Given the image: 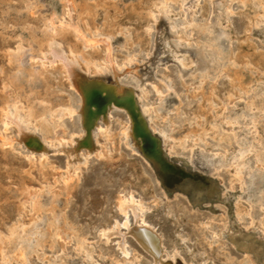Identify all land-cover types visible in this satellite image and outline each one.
<instances>
[{
    "label": "rangeland",
    "instance_id": "obj_1",
    "mask_svg": "<svg viewBox=\"0 0 264 264\" xmlns=\"http://www.w3.org/2000/svg\"><path fill=\"white\" fill-rule=\"evenodd\" d=\"M72 1L87 37L108 36L114 68L103 44L84 47L71 29L51 31L50 18L69 19L63 0H0V133L4 109L17 110L24 133L46 148L31 152L13 124L3 133L16 140L0 141V262L21 264L20 246L28 264H160L129 232L127 256L118 235L100 238L122 218L120 196L132 194L161 236L162 264L173 255L170 264H264V0H167L172 26L158 34L150 14L162 0ZM53 40L81 75L105 66L100 76L139 95L148 133L176 168L131 148L121 133L125 107L110 109L107 132L101 114L83 125L60 64L37 60ZM71 134L99 143L101 155L85 156L77 143L59 149ZM84 251H93L92 263Z\"/></svg>",
    "mask_w": 264,
    "mask_h": 264
},
{
    "label": "bare ground",
    "instance_id": "obj_2",
    "mask_svg": "<svg viewBox=\"0 0 264 264\" xmlns=\"http://www.w3.org/2000/svg\"><path fill=\"white\" fill-rule=\"evenodd\" d=\"M63 2H64V8H65L64 12L68 16L69 19L68 20H64L65 17L63 16V17H61V18H59V19L54 21L55 17L50 18L49 21H48V24H49V27H50L51 31L55 32L57 30V28H60V29L61 28L71 29L70 31H73L75 36H76V38H79L82 41V45L84 47H93V46L97 45V43L103 44L104 47H105V61L108 63V65L113 67V61H112V57L113 56L111 57L112 53H110V47H109V43L110 42H109L108 36H104V35L102 36L100 34L99 36H96L94 38L93 37H87L84 34V32H82L81 29L79 28L78 23H76L74 21V18H73V15H72V12L74 11V3H73V1L72 0H63ZM168 7L169 6L167 4V0H162L161 2H159V4L156 5V11L155 12H151V14H150V17H151V19L153 21V23H152L153 24V28H154V30H155V32L157 34L159 33V30H162L163 28H167V30H168L169 27L172 26L170 24V19L171 18H169V13L171 11L169 10L170 8H168ZM182 27H183V25H182ZM148 28L149 27H147V29ZM90 36H91V34H90ZM176 36L179 39H181V40L186 38V37L183 36V34H179V33L176 34ZM51 39H53V38H51ZM159 52L162 53L161 47L159 49ZM40 54L41 55L37 58V60L40 62V65H42L43 67H46V66L52 67V66H55V64L59 63L60 66L62 67V70L64 72L65 78L69 81V85L71 87H73V89L76 92H78V94L80 96V98H79L80 99V103L77 102V104H79V107H78V109L76 111L78 113H80V119L82 120L84 126L91 127L95 123L96 118L101 114L100 118L104 122V125H103L104 128H102L101 130H104V132H107L109 126H108V122L106 120V116L109 114L110 109L112 107H114L115 105L116 106L125 107L126 109H128L127 111H130V113H131L128 123L125 122L126 123L125 127L121 131V133H122L123 137L125 138L126 142H128V144L131 146V148L134 151L142 153L147 158L155 160V162L157 163L159 168H161L163 170H166V169L168 170L171 167H175L174 165H176V163L170 162L167 159V156L163 157L161 155L160 150H159V142H158L157 138H155L153 135L148 133V131H147L148 128L146 129V127H147L146 125L147 124H145V122H144V120H143V118L141 116L142 112L139 113L137 111L136 103L138 102L137 98H138L139 95L138 94L136 95L135 93L132 92V90H130V89L126 88V87L120 86V84L118 82H115V81H118L117 78H116L117 80H115L114 82H109V81L105 80L104 76H100V74L102 75V73L105 72V68H104L105 66H102V65L95 66V68H94L95 69V72H94L95 74L94 75H96V76H94L93 78L88 79L86 74L81 75L80 73H78L77 61L75 62V60L72 59V58L69 59V60L66 59L67 57H65V53L61 49L60 45L54 40L50 41L48 43L46 52H42ZM73 57H74V55H73ZM113 59H114V57H113ZM130 59H131V56H130ZM114 61H115V59H114ZM126 62H128V61L126 60ZM86 63H88V62H86ZM183 63H184V61H183ZM114 64H116V63H114ZM86 66H87V64H86ZM87 70H86V73H89ZM114 76H115V74H114ZM116 83H118L119 85L116 84ZM154 87H155L157 92H161L162 91L161 86H159L158 84H155ZM74 108H75L74 106L73 107L69 106V107H66L64 111H66L67 114H72L73 112H75ZM17 109H19V108H17ZM16 111L10 112L9 110H5L4 109V111H3V119H2L3 133L5 134L4 131H6L8 126H11V124H13V126L15 125L17 127V129L15 127L14 128L16 130H18V133L20 134V138L17 141L23 142L25 145H27L29 148H31V152L34 149H37V150L40 149L42 151V153H44L46 148L44 147L43 143L42 142H41V144L40 143L39 144L34 143L33 138L29 137L28 134L24 133V130H26V123H25L24 119L19 117V115L17 114ZM90 114H91V116H90ZM86 115H87V117H86ZM52 124H54V123H52ZM99 126H100L99 123L96 124L97 129L101 128ZM93 130H94V128H93ZM3 133H0L1 145H3L4 147H6V146H10L11 147L12 143L16 139L9 138L10 136L8 137L7 135H4ZM71 135L72 136L68 140L65 141V140L61 139V140H59V143L57 142L58 145H59V149L63 148L64 150H66L69 147L72 148L73 145L75 143H77V144H79V146L80 145H85L88 148L89 152L85 156H87L89 154L91 155L92 152H96L97 153L96 155H98V156L101 155V153H102L100 151L101 149L99 150V148H101V147L97 146L99 143L98 144L96 143L97 145H95L94 144L95 141L93 140L94 141V143H93L91 141L90 137H87L85 139V141L82 142V141H80V136H79V138H76L73 134H71ZM49 138L46 139V141H48ZM53 140L55 141V139H53ZM44 141H45V139H44ZM51 143H52V139H51ZM49 144H48V147H49ZM7 148H9V147H7ZM76 148H77L76 150H78L79 147L77 146ZM74 150H75V148H72V151H74ZM79 152H81V151H79ZM79 152H77V155L80 154ZM84 152H86V151H84ZM32 154H30V155H32ZM83 160H84V163H85L86 159H83ZM76 164L78 165L77 162H76ZM77 165L74 167V171H73L74 174H76V172H77L76 170L78 169L80 164L78 166ZM169 171H170V169H169ZM72 176L70 175L68 178L71 179ZM117 207L119 209L118 211H120L119 213H121V215H122V218L120 220H114V222L109 227H103V228H100L99 231L97 230L99 235H100V238L102 237L103 239L108 240L111 236L118 235V239H117L116 245H117L120 253L123 256H127L129 254V250H128L129 247H127V243L125 241V235H126L125 233L129 232L135 237V239L139 242V244L141 246H143V248H145L153 256V258H154L153 261L155 263L156 262H159L160 264L164 263V261L162 260V257H161V256L165 255V251H164V248L162 246L161 236L158 234V232L156 231L155 227L150 225L147 222V220L144 218V216H143L144 205H143L142 201L139 200L138 198L134 197L132 194H129V195L123 196V197L120 196V198L118 199V202H117ZM129 215L132 218V222H129V217H128ZM121 228L124 230L123 232L120 231ZM97 237H99V236H97ZM78 242H80V241H78ZM82 245L83 244H80V245H77V246H82ZM18 248H19L18 249V252H19L18 256L22 260L21 264H28L27 257H26V255H25V253L23 251L24 248L22 249L20 246ZM81 248L82 247H80L79 249H81ZM74 251L75 250H73V252ZM15 252H17V251H15ZM25 252H27V251H25ZM92 252L91 251L90 252L89 251L88 252L84 251L83 254H84V257L87 260V262H90V263L93 262ZM79 253H80V251H79ZM2 254H3V252H2ZM165 257H166V255H165ZM175 258H176V256L173 255L169 259V264H170V262L172 263L173 261H176ZM3 259H5V258L3 257ZM4 261H3V264H6V263H4ZM179 262H181V261H179Z\"/></svg>",
    "mask_w": 264,
    "mask_h": 264
}]
</instances>
